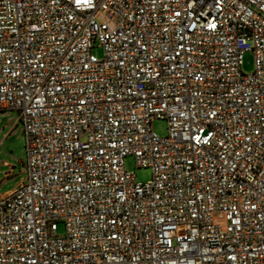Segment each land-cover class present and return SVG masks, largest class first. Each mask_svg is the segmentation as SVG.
I'll list each match as a JSON object with an SVG mask.
<instances>
[{
  "label": "built area",
  "instance_id": "obj_1",
  "mask_svg": "<svg viewBox=\"0 0 264 264\" xmlns=\"http://www.w3.org/2000/svg\"><path fill=\"white\" fill-rule=\"evenodd\" d=\"M8 111L0 264H264V0H0Z\"/></svg>",
  "mask_w": 264,
  "mask_h": 264
},
{
  "label": "rangeland",
  "instance_id": "obj_2",
  "mask_svg": "<svg viewBox=\"0 0 264 264\" xmlns=\"http://www.w3.org/2000/svg\"><path fill=\"white\" fill-rule=\"evenodd\" d=\"M93 53L99 58L105 55L101 47L94 48ZM242 70L244 73H251L254 70L253 52L248 51L244 54ZM152 128L162 137L168 134V124L164 119L154 120ZM26 164V139L23 123L14 111L0 112V194L12 191L26 180ZM125 166L139 182H146L152 178V170L137 167L133 156L125 158ZM64 232V224L59 223L58 234Z\"/></svg>",
  "mask_w": 264,
  "mask_h": 264
},
{
  "label": "crops",
  "instance_id": "obj_3",
  "mask_svg": "<svg viewBox=\"0 0 264 264\" xmlns=\"http://www.w3.org/2000/svg\"><path fill=\"white\" fill-rule=\"evenodd\" d=\"M7 194V193H6ZM3 195H5V194H0V196H3Z\"/></svg>",
  "mask_w": 264,
  "mask_h": 264
}]
</instances>
